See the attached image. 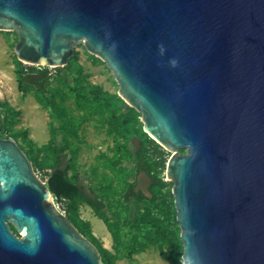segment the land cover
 <instances>
[{"label": "water", "instance_id": "obj_1", "mask_svg": "<svg viewBox=\"0 0 264 264\" xmlns=\"http://www.w3.org/2000/svg\"><path fill=\"white\" fill-rule=\"evenodd\" d=\"M0 30L32 65L65 66L83 43L178 150L166 175L184 264H264V0H0ZM151 180L142 170L140 189ZM54 199L0 134V264H104Z\"/></svg>", "mask_w": 264, "mask_h": 264}, {"label": "rangeland", "instance_id": "obj_2", "mask_svg": "<svg viewBox=\"0 0 264 264\" xmlns=\"http://www.w3.org/2000/svg\"><path fill=\"white\" fill-rule=\"evenodd\" d=\"M18 40L15 30H0L1 135L15 138L36 156L40 176L54 161L48 144L55 141L66 147L72 164L69 177L81 179L105 201L104 217L81 198L54 200L112 264H184L173 182L165 169L157 171L165 184L151 180L147 191L140 189L142 170L135 153L142 140L152 136L146 132L142 112L120 96L113 70L78 43L59 79L34 82L35 76L42 79L34 72L22 89L23 67L47 68L46 76H53L57 67L21 61L15 51ZM166 152L169 161L178 150ZM134 193L143 198L138 200ZM12 229L17 233L13 225Z\"/></svg>", "mask_w": 264, "mask_h": 264}, {"label": "trees", "instance_id": "obj_3", "mask_svg": "<svg viewBox=\"0 0 264 264\" xmlns=\"http://www.w3.org/2000/svg\"><path fill=\"white\" fill-rule=\"evenodd\" d=\"M65 66L57 67L56 73L46 76L47 68H40L36 70L35 66H25L20 72V86L22 89L28 87V78L32 73H38L42 77L38 80L35 76L32 78L34 82L43 83L49 81L51 78L59 79ZM8 111V108H5ZM131 110L134 111L133 108ZM1 134V128H0ZM54 134V139L56 133ZM2 136V135H1ZM49 149L54 153V161L51 164V169L40 176L47 182L50 190L55 194V198L58 202H67L75 198H81L86 201L100 216L104 217V209L106 208L105 201L99 197L98 194L89 189L81 179L73 180L69 177V170L72 167L68 154L65 152V146H58L55 141L48 144ZM28 156L33 161L34 168L38 173L41 164L38 162L36 156H33L30 152H27ZM166 149H164L156 140L152 138H145L141 142L140 149L135 153V159L140 170H144L153 177L154 185L165 184L163 177L159 176L157 171L163 172L167 168L168 158L166 155ZM39 174V173H38ZM137 195L138 200L143 198L141 193ZM68 216V215H67ZM69 217V216H68ZM12 228V225H11ZM80 231L83 233L82 229ZM84 234V233H83ZM166 239V236H164ZM102 261L104 264H112L110 257L106 253H102Z\"/></svg>", "mask_w": 264, "mask_h": 264}]
</instances>
